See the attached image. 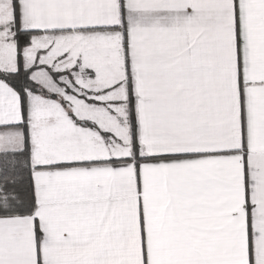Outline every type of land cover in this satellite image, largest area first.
<instances>
[{
    "label": "snow or ice",
    "instance_id": "6c2138e0",
    "mask_svg": "<svg viewBox=\"0 0 264 264\" xmlns=\"http://www.w3.org/2000/svg\"><path fill=\"white\" fill-rule=\"evenodd\" d=\"M0 264H264V0H0Z\"/></svg>",
    "mask_w": 264,
    "mask_h": 264
}]
</instances>
